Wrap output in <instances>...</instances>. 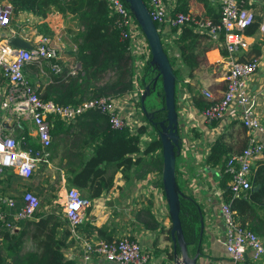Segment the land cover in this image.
<instances>
[{
	"label": "trees",
	"instance_id": "16d2710c",
	"mask_svg": "<svg viewBox=\"0 0 264 264\" xmlns=\"http://www.w3.org/2000/svg\"><path fill=\"white\" fill-rule=\"evenodd\" d=\"M6 1L12 6V16L24 9L27 4L32 5L41 16L50 9L62 14H71L80 25V30L73 39L75 44L73 72H69L70 66L63 64L59 72L48 69L50 80L43 86L40 97L51 98L61 104H77L100 94L119 97L133 90L134 56L129 50L128 39L118 38L120 26L117 25L116 14L110 9L107 0H26V3L25 0ZM201 1L204 6V16L216 22L218 7L217 9L212 7L208 0ZM175 9L184 11L186 2L183 0ZM258 19L254 16V20L245 27V33H252L256 29ZM40 25L44 32H48L45 23ZM200 36L201 34L194 30L192 25H186L182 26L178 35L173 38V48L176 49L180 61L187 65L189 72L200 62L199 55L205 46L201 43ZM162 48L167 57L171 56L172 59L168 57V60L172 67L175 56L173 53L167 54L168 49L165 46L162 45ZM252 50L258 53L259 48L253 44ZM147 57L140 66L141 71L144 72L141 73L139 68L141 91L144 83L148 81L150 83L155 73L148 63L149 56ZM76 63L79 64L78 67H74ZM172 70L176 76V69L172 67ZM147 71L152 74L145 79L144 73ZM177 79L175 77V82ZM161 95L160 87L157 96L162 104ZM192 102L201 110L209 100L202 96H192ZM161 110V108L150 110L152 114L147 116L142 114L146 123L155 131V134L151 133L142 146H140V135L146 132V123L137 124L134 129H130L127 125L111 127L107 116L96 109H87L70 122H63L57 115L52 116L49 126L50 158L52 151L57 150L56 148L63 143L62 153L58 152V158L62 162V165L61 163L59 165L60 169L63 168L66 185L75 186L78 190L83 189L89 197H96L111 186L115 170L121 172L127 179H141L146 173L154 170L159 175L161 155L157 121L164 116ZM228 121V126L237 124L242 130L246 129L237 117ZM230 129L222 130L217 134L202 160L203 165L216 169L220 175H223V179L227 176L223 169L228 156L240 152L248 140L247 135L238 136L240 130H236L237 136H234L230 133ZM30 144L38 145L32 141ZM174 172L177 186L181 191L178 196V217L186 248L187 251L200 254L203 228L199 232L198 215L201 214V210L197 203L181 190V185L177 182L176 163ZM251 180L252 185L256 184L257 188H251L243 197L233 196L230 190L224 187L225 184L220 185L224 189L223 201L228 202L234 220L257 234L264 231L262 224L264 217L262 218L258 213L259 206L264 210V164L257 165ZM157 182L161 187L160 176ZM240 202L246 210V215L243 217L237 216L236 208ZM134 215L143 228L158 229L162 234L164 233L169 244L163 246L161 252L167 259H172L179 253L177 244L173 245L169 235L170 224L165 226L160 223L151 212L149 204L137 209ZM31 218L22 222L15 230H9L0 224V264H77L75 259L64 257L62 254L61 247L64 241L56 234V227L60 224L57 217L51 211L40 210L34 211ZM81 223L79 229L87 237L92 235L94 230L95 235L100 239L112 238L111 230H106L105 225L95 226L87 221ZM188 245H191L190 248ZM158 252L155 251L154 254L157 256Z\"/></svg>",
	"mask_w": 264,
	"mask_h": 264
},
{
	"label": "built area",
	"instance_id": "2783aa9c",
	"mask_svg": "<svg viewBox=\"0 0 264 264\" xmlns=\"http://www.w3.org/2000/svg\"><path fill=\"white\" fill-rule=\"evenodd\" d=\"M143 1L150 18L156 24L157 31L163 26L181 28L190 24L194 30L207 35L211 40L216 41L221 36L222 47L208 50L206 58L209 63L221 65L224 87L218 98H213L210 91L203 90L204 97L209 99V103L201 109L202 119L206 121L221 119L227 110L233 107L237 110L239 120L246 130L258 131L264 135V122H260L254 114L253 99L247 85L248 78L258 68V58L251 56L237 59L233 55L238 48L247 46L244 29L254 20V12L240 4L238 0H217L218 19L213 22L206 16H195L196 14H192L190 10L173 11L166 0ZM107 2L112 12L116 14V22L120 26L118 38L128 39V42L133 44L130 52L134 56L133 80H135L139 74L138 67L148 56V46L141 28L124 1L107 0ZM11 16V4L0 0V28L9 24ZM258 28L264 31V13L260 16ZM221 49H224L225 53H222ZM41 59L49 61L53 72L60 70L57 62L58 50L46 36H39L29 44V47L22 48L11 47L6 39H0V77L4 81L3 85L0 83V92H2L0 108L12 112L17 120L20 118L29 120L33 135L39 144L37 147L20 144L24 142V137L20 136L21 142H19L14 135L4 132L0 118V177L5 169L10 168L18 176L28 178L39 165L38 163L49 165V121L54 115L69 121L87 109H96L107 114L112 127L129 123V120L122 117L118 111L120 102L118 97L100 94L77 104H61L51 98L40 97L24 75L23 68L29 61ZM69 72H73V66ZM262 147V142L248 134L245 147L240 152L229 155L225 161L223 169L227 175L225 185L233 196L243 197L252 188L253 172L250 164L261 152ZM21 201L22 205L13 214L12 221H7L0 212V220L5 228L16 229L19 220L30 218L36 210L37 199L33 192L29 190L22 192ZM4 202L9 209L15 205L14 197H6ZM89 203L88 198L73 186L63 190L59 202L62 215L67 221L69 237L78 246L77 264H93L95 257L116 264H145L147 254L136 238L124 234L108 240L100 238L92 240L80 231L79 224ZM219 214L223 222V244L230 259L240 264H249L244 260L245 251L248 250L252 261L260 260L264 263L262 239L234 220L228 202H220Z\"/></svg>",
	"mask_w": 264,
	"mask_h": 264
},
{
	"label": "crops",
	"instance_id": "0c3cea01",
	"mask_svg": "<svg viewBox=\"0 0 264 264\" xmlns=\"http://www.w3.org/2000/svg\"><path fill=\"white\" fill-rule=\"evenodd\" d=\"M182 1L183 0H166L169 6H172L173 11H183L175 9V7ZM184 1L186 2V9L184 11L194 8L196 9L195 16H204L205 11L201 0ZM208 2L212 7H215L217 9V0H208ZM238 2L244 7L250 8L254 12V16L259 18V22L261 14L264 13V0H238ZM50 10H53L56 14L58 13L55 9ZM46 15L47 12L43 17L41 16V20L46 19ZM63 17L64 29L59 28V30L57 31L55 26H52V23H47L48 32L45 33V36L49 40V42L55 45L58 50L57 62L59 61L58 63L60 66V70L61 64L68 65L71 68L72 63L74 62L73 50L75 49L73 39L80 30L78 21L71 14L64 13ZM41 20H39V22ZM258 22L256 29L252 33H245L247 46L245 48H238L236 51H234L233 55L237 59H246L251 56H255L256 58H258V68L248 78L247 85L249 94L253 99L254 114L260 122H264V31L259 30ZM181 28H168L163 26L161 28H158V32L160 35V41L162 40V42H164V46L168 49V51L173 50V55L175 56L173 62L175 63L172 67L175 68L177 72H179V76L176 75L178 79L175 82L174 107L177 114V130L181 139L178 153H181L182 164L179 166L180 172H177V182L179 183V185H181V190L184 191L185 194H187L197 203V206L200 208L201 214L204 219L203 232L200 238L201 250L200 254H197L195 258V264H240L239 262H233L230 259L229 255L225 251L223 244V222L219 214V205L220 202L223 201L222 192L224 189L220 184H226L227 178L223 179V175H220L216 171V169L211 167L208 168L206 165H203L202 160L208 151L210 143L222 130L224 131L231 128L229 131L234 136H237L236 130H240V134L238 136H248V134H251L263 144L261 152L252 159V162L250 164L252 172H254L257 165L264 164V135L258 131L246 130L245 128L244 130H242L239 126H237V124H229L228 126L229 119L235 117L239 118L237 110L233 107L227 110V112L221 119L209 121L202 119L200 115L201 110L197 109L193 104L192 96H202L203 98H205L203 94V90H206L205 86H208V88L210 89L208 91L212 93L213 98H218L222 93L224 82L221 79L222 71H219L221 69V65H214L212 63H209L206 58V52L208 50L222 47L221 36L216 41H214L211 40L207 35L200 33L201 43L205 44V46L199 55L200 62L189 72L187 65L182 63L178 58V53L176 49L173 48L172 44L173 38L178 35ZM7 32L18 34L19 36L24 38L28 42V44L33 43L36 39H38L39 36L44 35L41 31L36 29V25L32 24L31 22H24L22 20V12L20 11L11 16V20L7 26L0 28V33H4V36L0 37V39H6L5 34ZM128 44L129 50H132L133 44L130 42H128ZM253 44L258 46V53H254V51L252 50ZM221 52L225 53V50L221 49ZM76 67H78L77 63ZM48 69L51 70L49 61L44 59L36 60L35 62L29 61L23 68L24 75L26 76L30 84L35 88V91L39 96L43 92V86L50 80ZM138 76L139 74L136 76V79L132 81L134 87L137 83H139L140 77ZM0 83L2 85L4 84V81L1 79V77ZM140 92L141 91H139L138 97L140 96ZM134 93L135 89L133 88L131 92L118 97L120 99L118 111L122 115V117L129 120L127 126L130 129H134L137 124L145 123L141 119H136L135 114L137 108H134L133 105H131L127 101V95L131 96ZM0 95L2 96V92H0ZM157 98L161 103V99L158 96ZM205 99L209 100L207 98ZM137 105L138 111H140L142 114L139 101ZM102 114L107 116V114L105 113ZM0 118L3 124L4 132L14 135L16 138H18L19 142H21L19 137H24V142H21L20 144L31 145L30 141L38 144L37 139L33 135L32 124L29 120L23 119L24 122H21L20 120L22 118L17 120L16 116L12 112L5 109H2V111L0 110ZM51 120L52 119L50 118L49 126L51 124ZM61 120L63 122L72 121H65L63 119ZM107 121L111 126L108 120V116ZM149 127L150 126L147 123L146 132L140 135V146H142V143L149 139L150 135L148 134V132L151 129ZM156 152L157 151L155 150L154 153ZM38 167L39 165L36 168ZM44 167H47V165H45ZM60 170L63 173V170ZM148 173L145 174V177L149 175ZM32 175L28 178H22L18 176L13 170L7 168L4 170L2 176L0 177V212L4 214V217L7 221L13 220V214H15L16 210L19 209V207L22 205V192H24L25 190H29L31 192L38 190V184L32 179ZM148 177L149 176H147V178ZM135 180H140V178L127 179L121 172L115 170L113 172V181L111 186L107 190L100 192L96 197H89L88 193L85 190H78L75 186H73L81 194L87 197L90 202L89 206L85 209L81 222L84 223L85 221H87L95 226L105 225L106 230H111L112 238L124 234L133 235L130 237L137 236V240L139 239L138 242L142 244L144 241L142 238H145L146 235H151L152 232L155 233L157 229L143 228L138 220L133 217L131 218L130 215L129 217L131 218V220L123 225L125 228H120L118 226L120 225L119 223L121 221L118 208H123L124 206L128 207L135 204L137 205L136 207H140L141 205L139 199H137L138 201L135 203L132 200L131 195L133 196L134 191L140 189V184H142V182L145 180L139 183L135 182ZM62 182L64 184L62 185V187H64L63 190H65V176L63 177ZM133 182H135L134 187L132 186ZM148 187V184L143 185L142 191L144 190V193H151L156 200L161 201V197L159 198V196H157V192H155V187L151 189H149L150 187ZM224 187L227 188L226 185ZM6 197H14V207L10 209L7 208V205L4 202V198ZM162 197L164 198L163 192ZM236 209L237 216L243 217L246 215V210L241 202L238 203ZM258 213L262 218L264 217L262 215L264 214V210H262V207L260 206L258 207ZM25 220H28V218L19 220L18 225L20 226L21 223ZM167 220L169 221V218L165 219V221ZM57 221H59L60 224L56 227V234L64 241V245L61 247L62 254L64 255V257L73 258L77 262L79 255L78 246L69 237L67 221L65 218L64 220H62L59 217L57 218ZM160 223L166 226V222L164 223L160 221ZM0 224L1 226H4L1 220ZM262 224L264 226V222H262ZM257 235L262 239L264 243V231L258 232ZM153 237L156 238L157 236L154 235ZM89 238L95 240L99 237L95 235L94 230H92V235H90ZM151 241L153 240H149L150 244L148 245V248L151 251L155 252L157 250L154 248L155 245ZM190 246L191 245H188V248H190ZM188 252L190 256L194 254V251ZM160 257L163 256L160 255ZM244 260L249 262V264H264L260 260L252 261L249 257L248 250L245 251ZM93 264L116 263L95 257L93 260Z\"/></svg>",
	"mask_w": 264,
	"mask_h": 264
},
{
	"label": "water",
	"instance_id": "95a60500",
	"mask_svg": "<svg viewBox=\"0 0 264 264\" xmlns=\"http://www.w3.org/2000/svg\"><path fill=\"white\" fill-rule=\"evenodd\" d=\"M123 1L142 30L149 50L148 63L155 70L150 83L149 81L144 83L139 96L140 109L146 116L151 115L152 112L145 109L143 99L149 92V89L154 88L157 78L160 79V87L162 90V105L160 108L164 111L163 118L157 121V133L160 140L161 155L160 181L170 221L169 235L173 245L177 244L179 250V253L173 256L172 263L195 264L197 252H195L192 256L188 254L178 217V196L181 194V191L179 190L175 180L174 165L175 156L179 151L181 139L177 130V114L174 107V82L176 76L172 70L168 57L162 48L158 31L149 16L145 2L143 0ZM5 37L7 44L11 47H29L28 42L16 33L7 32ZM77 66H79L78 63ZM256 188V184L252 185V189ZM203 220L202 214H199V232L203 228Z\"/></svg>",
	"mask_w": 264,
	"mask_h": 264
},
{
	"label": "rangeland",
	"instance_id": "374dc122",
	"mask_svg": "<svg viewBox=\"0 0 264 264\" xmlns=\"http://www.w3.org/2000/svg\"><path fill=\"white\" fill-rule=\"evenodd\" d=\"M26 3V0H25ZM196 9L191 8L190 11L192 12V14H196ZM20 12H22V20L24 22H31L32 24L36 25V29L37 30H41V32L44 34L43 36H45L46 32H44L42 30V26L40 25L41 23H45L47 25V23H52V26H55L56 30L58 31L59 28L60 29H64V14L60 13L59 11H57L58 13H54L53 10H48L47 11V15L45 16L46 19L41 20V15L37 13V10L32 6V5H27L24 9H21ZM54 15H53V14ZM43 17V16H42ZM11 20V19H10ZM39 20H41L39 22ZM68 29V26H67ZM4 33H0V37L4 36ZM162 42V40H161ZM163 46H164V42H162ZM169 48V47H168ZM173 53V50L167 51V54ZM170 59L171 56H168ZM175 62H173L174 64ZM140 67H138L139 69ZM141 71V68H140ZM176 71V75L179 76V72ZM221 72V69L219 70ZM144 71H141V73H143ZM152 72H145L144 76L145 79H148L151 76ZM135 89V93L133 95H127V101L133 105L134 108L136 109V114L135 117L136 119H141L143 120L145 123V118L142 117V114L140 111H138V94H139V90H140V86L139 83H137L134 87ZM160 89V79L157 78L154 88L150 89L149 92L145 95L144 99H143V105L145 107V109L147 111L150 110H155V109H159L161 107V103L157 98L156 92L157 90ZM206 90H210L208 88V86H205ZM159 97V96H158ZM2 111V109H0ZM161 112L163 113L164 111L161 110ZM21 122H24L23 119L20 120ZM147 124V123H146ZM151 128L148 132L149 135L155 134V131L152 129L151 125H149ZM63 143L60 145V147H57V150H53L52 151V157L50 158V163L49 165H47V167H44L45 165L42 163H38L39 167L35 169L33 175H32V179L38 184V190L37 191H32L33 194L36 196L37 201V208L35 211L39 212L40 210H44V211H51L55 216H57V218H61L62 220H64V217L62 215V210L60 207L59 202L61 201L62 198V193H63V189L64 187H62L63 182L62 179L64 177V173L61 172L60 170V163L62 165V162L59 160L58 158V152L62 153V148H63ZM60 154V153H59ZM64 162V160H63ZM176 167H177V172H180L179 170V166L182 164V156L181 153L179 152L176 155ZM63 169V168H62ZM149 176L147 178V176L141 178L140 180H135V182L139 183L143 180L142 184H140V189H138L137 191H134L132 200L136 203L139 199V201L141 202L140 207H136L137 205H130V206H124L123 208H118L119 210V215H120V225H118L120 228H125L123 225L126 224V222L130 221L131 218H135V211L139 208H141L142 206L149 204L151 212L154 214V217L157 220H160L161 222H166V225L169 224V221H165V219H168L167 217V209H166V205H165V200L162 197V192H161V187L158 184L157 180H158V172L154 170V172L152 173H148ZM135 182L132 183V186L134 187ZM153 183V184H152ZM148 184L149 185V189L155 187V192H157V196H159V198L161 197V201L160 200H156L154 198V196L151 193H147V192H143L142 188L143 185ZM66 187H68L67 185H65ZM153 190V189H152ZM142 198V200H141ZM144 201V202H143ZM129 215L131 216V218L129 217ZM32 217V216H31ZM30 217V218H31ZM28 218V219H30ZM129 236H133L131 234H128ZM157 236L156 238L153 236ZM137 239V236L133 237ZM155 238V241H153V244L155 245L154 248L159 251L158 256H155L154 252L151 251L148 248V245L150 244L149 240H153ZM144 241L142 244H140L142 250L144 252H147V260L145 262V264H173L172 260L173 259H167L165 258V255H163V252H161V248H163V246L168 245L169 244V240L165 237L164 233L162 234V232H160L158 229L157 231L152 232L151 235L149 236H145V238H142ZM139 240V239H138ZM152 242V241H151ZM149 250V251H148ZM160 255H162L163 257H160ZM159 258V259H158Z\"/></svg>",
	"mask_w": 264,
	"mask_h": 264
}]
</instances>
